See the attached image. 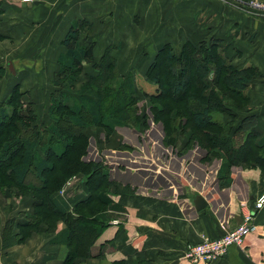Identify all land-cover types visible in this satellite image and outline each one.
Segmentation results:
<instances>
[{"label":"crops","instance_id":"obj_1","mask_svg":"<svg viewBox=\"0 0 264 264\" xmlns=\"http://www.w3.org/2000/svg\"><path fill=\"white\" fill-rule=\"evenodd\" d=\"M0 1V55L5 61L9 51L30 47L34 51L29 49L25 60H35L43 73L53 74L56 55L64 49L61 37L74 18H83L93 27L87 35L94 40V57L106 45H111L110 53L117 57L135 50L133 45L146 36L167 35L146 41V56L140 62L146 63L163 42L176 38L182 42L197 35L199 40L203 34L220 37L226 44V56L235 65L249 63L257 68L258 75L250 82L255 84V92L264 90V5L255 8L249 0ZM117 39L128 45L116 49ZM175 142L178 153L188 151L183 138L177 137ZM132 145L137 154L128 162H135L137 156L146 157ZM111 147L120 148L118 144ZM201 150L196 159L187 161L183 152L178 154L181 158L174 167L165 161L158 163L164 174L129 163L113 175L105 164L111 185L105 192L109 202L100 216L106 225L90 246L91 254L75 257L72 264H264V203L254 205L264 194V167L238 163L220 178L219 158H204L205 150ZM77 190L67 196L52 194V198L58 207L66 209L86 193L82 187ZM197 194L204 200L198 208L193 204ZM246 212H251L255 227L244 232L237 244H229L221 257L195 262L185 257L186 245L220 235ZM63 228L57 219L50 229L41 223L21 243L3 247L0 242V264H60L66 249L54 235Z\"/></svg>","mask_w":264,"mask_h":264},{"label":"trees","instance_id":"obj_2","mask_svg":"<svg viewBox=\"0 0 264 264\" xmlns=\"http://www.w3.org/2000/svg\"><path fill=\"white\" fill-rule=\"evenodd\" d=\"M2 8L0 1V12ZM88 25L85 19L74 18L60 39L64 49L56 55L47 124L37 127L30 106L20 110L23 91L17 82L0 99V188L13 184L22 194L31 192L34 198L32 210L24 219L14 224L4 222L1 246L21 243L39 224L50 229L60 219L64 228L54 235L66 249L60 264H72L75 257L90 255V246L106 225L100 212L109 202L105 195L111 185L106 179L108 167L100 161L81 158L86 145L83 128L101 125L112 130L136 117L130 113L135 99L131 75L116 77L111 45L103 47L94 58V40L87 35ZM221 42L220 37H209L207 43L202 39L196 45L185 39L176 52L169 42H163L144 70V76L156 84V93L149 94L150 109L154 117L165 114L169 120L167 124L162 120L168 134L164 142L173 143L177 132L183 133L185 147L196 144L205 150L204 158H219L220 178L234 164L264 167V131L257 136L251 129L256 122L253 113L241 115L233 127L212 117L214 112L231 107L247 108L245 89L258 75L252 64H232L225 54L226 44ZM85 61H90V71H85V79L74 88ZM162 97L174 103L171 108L167 102L157 101ZM237 131H241V137L235 143ZM30 172L33 182L26 180ZM78 172L85 195L69 208L58 207L52 194L67 175Z\"/></svg>","mask_w":264,"mask_h":264},{"label":"rangeland","instance_id":"obj_3","mask_svg":"<svg viewBox=\"0 0 264 264\" xmlns=\"http://www.w3.org/2000/svg\"><path fill=\"white\" fill-rule=\"evenodd\" d=\"M194 17L201 18L199 15H195ZM92 28V26L88 25L87 34ZM205 35H202V39H205V42L207 43L209 37L211 38L213 36ZM173 36H169V38H173ZM164 37H167V35L160 34L159 37L146 36L143 38L145 40L140 44H137L136 46L133 45V47H136L135 50L131 52L128 51V53H125L124 55L118 54L117 57H115L116 77L119 75L130 74L135 87V99L130 104V113L136 116L134 120L120 123V125L114 126L112 130H105L101 125L86 126L82 130L85 135L86 145L81 158L84 160L100 161L101 163L108 165L109 171L113 175L114 172L116 174L119 168L129 166V163L146 166L147 168L157 171L156 173L159 174L161 166H158V163H163V161H165L168 162L169 166L174 167L175 161L177 162V160L181 158L177 155L182 152L186 161L192 157L196 159L197 156L203 153L196 144L187 147L189 148L188 151L178 153L177 150L180 148L175 142L176 140L170 144L164 142V138L165 136H168V132L166 131L167 135H165V127L162 122L165 120V123L167 124L169 120H166L167 116L165 114L154 117L152 110L150 109L152 98L149 97V94L156 93V84L144 76V70L146 64L153 56L148 62L146 61V63L140 62H144L141 60L146 56L144 51L145 47H147L146 41L153 42L155 39H164ZM198 38L197 35L190 40L197 45L198 42L202 40H197ZM177 39L179 40V38H176V40L173 39V41L170 42L173 52L177 51L181 43ZM221 43L223 44L225 42ZM123 45L126 46L128 44L123 43L121 39H117V44L115 45L116 49L124 48ZM27 49L26 47L24 48L23 46H20L15 50L9 51L7 57L13 71L8 68L7 61H5V58L0 55V66L3 67V74L0 76V99L8 92L11 87L10 85L17 82L18 85H20V90L23 91L19 99L21 101L20 110L24 111L27 106H30L36 115L35 123L37 127L42 128V126L49 121L47 113L49 103L48 94L50 90L54 88V84L51 82L54 72L53 74L43 73L44 71L40 70L37 66L38 62L35 60H25V57H28L29 49L31 48L27 47ZM231 60L232 59H230V62L234 64ZM82 66L83 73L80 74L79 80L76 81L74 88L85 79V71H90V61H85ZM28 67L33 70L31 74L29 73L30 70L27 71ZM112 82L115 83L114 81ZM252 85L253 84L249 82L245 89L247 96L244 100V106L247 108L239 110L231 107L228 111H216L212 115L213 119L218 122L230 123L233 127L241 115L253 113L256 122L251 129L257 134V136H259L262 133L261 130L264 126V90L260 93L255 92V84ZM261 88L264 89V85H262ZM157 101L167 102L168 104L166 105L169 108L174 104L166 97L157 99ZM175 121L176 119L174 120V123ZM177 133L179 134L175 136V139H177V137L185 139L183 133ZM240 137L241 131L235 132V143L240 140ZM112 144H118L120 148H112ZM132 144L139 147V152L142 153L144 151L146 157L138 159L139 157L137 156L135 157V162H128V159H134L133 154H137V152L131 150L133 147ZM161 173L164 174V171L162 170ZM81 179L82 176L80 172L67 175L53 194H58L60 196L66 194L65 196H67L70 195L73 189L74 191H79L77 190L79 187H82L83 190L86 189ZM26 180L31 182L35 180L31 172L26 176ZM33 202L34 198L32 197L31 192H24L22 194L19 191V188L13 184L10 185L8 183L7 187L3 186L0 188V222L2 221V226L5 221H11L14 224V222L24 219L27 213L32 210L31 205ZM12 227L15 229L14 225Z\"/></svg>","mask_w":264,"mask_h":264},{"label":"built area","instance_id":"obj_4","mask_svg":"<svg viewBox=\"0 0 264 264\" xmlns=\"http://www.w3.org/2000/svg\"><path fill=\"white\" fill-rule=\"evenodd\" d=\"M22 2H31L33 0H21ZM249 5L252 7H263V3L259 1L249 0ZM264 202V194H261L255 201V207H260ZM255 227L251 219V212H246L242 215L240 221L230 228L222 232L218 236H208L201 240L188 244L184 248L185 257L191 262L209 261L217 257H221L229 244H237L242 239L244 232Z\"/></svg>","mask_w":264,"mask_h":264},{"label":"water","instance_id":"obj_5","mask_svg":"<svg viewBox=\"0 0 264 264\" xmlns=\"http://www.w3.org/2000/svg\"><path fill=\"white\" fill-rule=\"evenodd\" d=\"M7 64H8V68H9L11 71H13V70H12V67H11V64H10L9 61H7ZM203 203H204V200L202 199V197H201L200 195L197 194V195L195 196L194 200H193V204H194V206L198 208V207L201 206Z\"/></svg>","mask_w":264,"mask_h":264}]
</instances>
